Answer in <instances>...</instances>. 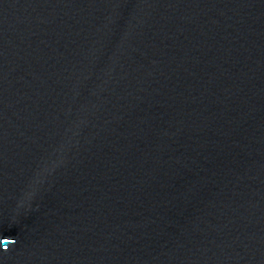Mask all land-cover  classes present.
<instances>
[{"label":"water","instance_id":"1","mask_svg":"<svg viewBox=\"0 0 264 264\" xmlns=\"http://www.w3.org/2000/svg\"><path fill=\"white\" fill-rule=\"evenodd\" d=\"M0 264H264V0H0Z\"/></svg>","mask_w":264,"mask_h":264},{"label":"clouds","instance_id":"2","mask_svg":"<svg viewBox=\"0 0 264 264\" xmlns=\"http://www.w3.org/2000/svg\"><path fill=\"white\" fill-rule=\"evenodd\" d=\"M6 239L10 240L11 243H14V240H12L11 238H6Z\"/></svg>","mask_w":264,"mask_h":264}]
</instances>
